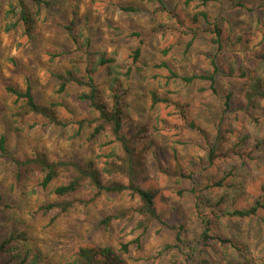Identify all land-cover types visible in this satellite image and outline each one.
<instances>
[{"label":"rangeland","instance_id":"obj_1","mask_svg":"<svg viewBox=\"0 0 264 264\" xmlns=\"http://www.w3.org/2000/svg\"><path fill=\"white\" fill-rule=\"evenodd\" d=\"M10 0H0V133L7 136L9 150L16 156L44 147L54 159L94 158L97 165L103 167L109 149L102 146L106 137L96 142L87 141L89 129L73 137L74 124L66 127L48 124L39 116H29L24 127L15 129L8 120L14 110V97L5 92L7 85L19 89L25 82L31 84L35 98L42 103L50 101L62 104L57 112L65 121L89 118L92 113L86 101L75 99L74 88L67 93L57 92L56 73L63 72L71 65V60L78 57L75 51L71 55L60 54L65 50H74V45L67 37L66 25L73 14L76 26L91 37L93 49L107 52L117 51L123 61L131 65V50L139 45L133 32L143 33L142 56L139 63L132 65L129 77L124 79L130 94L129 110L124 123L125 132L134 137L133 144L142 164V182L149 188L158 190L156 205L164 221L171 224L181 223L185 227L187 241L194 242L201 232V226L195 209V196L207 193L206 187L221 180L223 172L231 166L245 164L247 181L244 192L236 201L237 207H244L264 190V100L258 110L253 112L257 121L246 114L235 112L228 118L229 126L234 129V137L247 134V142L254 143L259 137L263 143L253 153L252 160L230 155L217 157L209 165L207 162L208 140L212 139L223 98L232 92L234 103L243 100V94L252 73L242 76L239 69L228 75L227 53L236 48V37L249 39V49L264 50V0H243L246 9L232 5V0H217L207 9L211 18L219 21L223 29L226 49L221 55L220 72L216 79V91L210 89L207 82L195 80L185 84L179 79L166 80L167 72L157 67L165 61L179 76H189L203 72L207 68L205 53L210 47L206 34L199 33L189 48L186 42L175 44V37L153 35L150 28L159 22L174 24L173 11L188 21L190 8L183 5V0H163L165 10L159 3L148 0H52L48 8L41 7L35 32L31 41L22 49L24 43L19 26L12 31L5 30L6 11ZM31 6L30 3H27ZM122 6L135 7L134 11L122 10ZM35 9L33 5L32 10ZM10 17V16H9ZM192 26V25H191ZM172 45L165 55L163 50ZM231 54V53H230ZM240 55V62L246 61L247 69L252 70L255 58ZM228 60L229 59L228 57ZM123 63V62H122ZM102 72V71H101ZM104 75L100 73L97 81L105 87ZM160 96L178 99L188 106V115L193 118L208 134L205 139L191 130L180 135L173 131L156 130L161 120L177 122L174 110L163 105H151V92ZM234 107V105H233ZM161 119V120H159ZM141 125L139 133L136 124ZM229 135V134H228ZM230 141V138L227 137ZM232 139V138H231ZM225 151V149H222ZM174 158L180 162L185 176H167L163 170L175 168ZM104 175L103 178H107ZM66 178L61 175L60 180ZM37 178H32L25 185L14 186L9 162L0 158V190L3 191V203L7 208L0 210V241L9 233H23L25 240L16 244L17 250L28 253L27 264L36 258L35 264H72L73 253L81 246L110 245L115 250L122 243L128 244L124 255L126 264H222L223 254L232 252L231 248L222 247L217 240L207 246H200L201 253L186 261V256L179 254L172 247L174 231L160 223H153L146 234L140 237L139 247L132 243L140 235L132 222L113 221L103 227L100 221L117 209L128 206L129 195H101L94 203L83 205L75 202L67 211L57 209L43 213L39 206L46 201H53L54 196L40 190ZM36 192H32V190ZM212 194L221 192L217 187H210ZM91 193L79 189L67 199L89 200ZM214 235L231 238L241 246L240 252L230 254L237 264H264V210L257 217L249 219H222L212 226ZM223 250L225 252H223ZM235 258V259H234ZM7 258H0V264ZM236 260L234 263H236Z\"/></svg>","mask_w":264,"mask_h":264},{"label":"trees","instance_id":"obj_2","mask_svg":"<svg viewBox=\"0 0 264 264\" xmlns=\"http://www.w3.org/2000/svg\"><path fill=\"white\" fill-rule=\"evenodd\" d=\"M159 3L163 8V0H148ZM217 0H183V5L190 8L188 21L177 15L173 11L176 20L174 24L159 22L150 28L153 35L166 36L172 34L175 37V44L186 42V48H189L199 33L206 34L209 38L210 47L205 53L207 68L200 73L189 76H179L172 67L165 61L157 65L166 70V80L179 79L185 84H190L195 80L205 81L210 89L216 91V79L220 72L219 60L226 49L223 29L217 19L210 16L208 7ZM243 0H232V5L246 9ZM52 0H10L8 10L6 11L7 21L5 30L12 31L17 26L21 29V37L24 43L19 42V49L31 41L35 32L37 18L41 7L48 8ZM30 3L31 6H28ZM33 5L35 9L32 10ZM122 10L134 11L135 7L122 6ZM10 16V17H9ZM76 15L66 25L68 39L75 46L73 51L65 50L60 54L71 55L78 53L77 58L71 60V65L66 70L56 73L57 92L67 93L70 88L76 90L75 99L86 101L91 109L92 115L89 118L80 120L65 121L60 118L57 109L62 104L57 102L42 103L35 98L31 84L26 80L23 89L7 85L4 87L6 93L14 97V110L10 114L9 122L15 125L19 130L25 125V119L29 116H39L45 120V126L48 124L60 127H66L70 124L76 126L73 137L81 134L86 127L89 129L86 136L87 141L94 143L101 137H106L107 141L102 144L104 148L109 149L107 158L104 160L103 167L97 165V160L87 159H54L44 147H37L24 154L14 155L8 148L7 136L0 133V158L9 162L12 170V179L14 186L25 185L32 178H37L36 186L40 190L48 191L54 196L53 201H46L39 206L43 213L57 209L61 212L67 211L75 202L83 205L94 203L101 195L128 194L131 202L128 206L120 207L113 214L105 216L100 225L109 226L113 221L127 220L132 222L136 230H140V235L134 239L135 247L140 245V237L149 230L153 223H160L171 231H174L173 245L179 254L186 256V261L192 259L194 255L201 253L200 246L209 245L210 241L217 242L225 248H231L232 252L223 254L222 264H237L239 260H232L231 253L240 252L241 246L231 238H225L214 235L212 226L215 221L222 219H249L257 217L259 212L264 210V190L251 202L244 207H237L236 201L241 197L245 190L247 181L245 176V164L240 166H231L223 172L221 180L206 187L205 194L195 196V209L197 218L201 226L199 237L194 242H189L184 236L185 227L183 224H171L164 221L161 212L156 205V189L149 188L142 182V167L139 156L136 152L133 141L134 137L128 135L124 129V123L127 119L129 110V90L125 86L124 79L128 78L132 65L137 64L142 56V44L145 42L143 33L133 32L132 35L138 39L139 45L131 50L129 55L131 65L126 64L118 56L117 51L107 52L104 49H93L91 37L87 35L82 28L76 26ZM192 25V26H191ZM264 36V33H263ZM249 39L236 37V47L227 53L228 75L235 69H239L242 76L252 73L248 78L243 100L236 105L232 92L225 94L223 98L222 110L219 115L215 134L208 140L210 145L208 149L207 162L209 165L217 157L238 156L241 159H253L255 153L263 141L259 137L255 142H247V134H238L234 137V129L229 126L228 117L235 112H241L257 121L253 114L264 100V50L249 49ZM172 45H168L163 54H167ZM251 53L255 58L252 70L247 69L246 61L240 62L238 56H248ZM229 59L231 60H228ZM123 62V63H122ZM102 71V72H101ZM104 75L105 87L102 88L97 81L98 75ZM151 105H163L174 110L177 122L161 120L159 129L156 130L171 132L180 135L186 130H191L197 135L208 139L207 132L188 115V106L178 99L160 96L156 92H151ZM234 105V107H233ZM138 133L143 130L138 123L135 125ZM229 134V135H228ZM230 141L228 142V138ZM232 138V139H231ZM225 149L223 151L222 149ZM175 168L163 170L167 176H185L182 165L174 158ZM61 175L66 179L60 180ZM107 175V178H103ZM191 178V176H185ZM217 187L221 192L215 195L208 189ZM87 189L91 193L89 200L67 199L79 189ZM36 192V190H32ZM3 191L0 190V210L7 208L3 203ZM25 236L23 233H9L0 241V258H7V262L15 264H24L28 259V253L17 250L16 244L23 242ZM128 244L122 243L120 248L115 250L110 245L81 246L74 253L72 264H126L124 255L128 252ZM36 258H32L27 264H35Z\"/></svg>","mask_w":264,"mask_h":264}]
</instances>
